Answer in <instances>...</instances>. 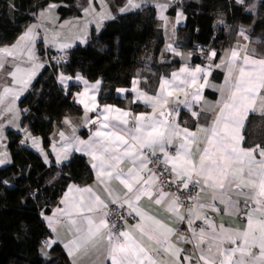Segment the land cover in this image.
<instances>
[{
    "label": "snow or ice",
    "instance_id": "snow-or-ice-1",
    "mask_svg": "<svg viewBox=\"0 0 264 264\" xmlns=\"http://www.w3.org/2000/svg\"><path fill=\"white\" fill-rule=\"evenodd\" d=\"M238 2L243 3V0ZM129 7L138 8L140 5L129 0ZM160 8L163 13L167 5H160ZM87 12L86 9L85 14ZM161 18L166 19L163 15ZM37 28L38 25L30 26L19 36L16 44L0 48V69L9 62V58L20 63L31 62L29 69L15 64V71L8 73L18 88L6 86L0 93V106L11 97L6 112L14 111L15 101L28 87L37 69L43 67L34 62L33 49L39 36ZM240 35H244L243 31ZM57 38L58 34H55L53 43ZM57 46L63 51L72 45L64 42ZM211 55L215 57L216 53ZM223 63L227 66V78L220 89L219 112L210 125L197 124L194 129L181 127L176 121L178 111L170 108L169 104L181 103L190 109L189 96L192 101L201 99L200 89L207 81L199 83L197 74L205 71L200 67L193 70L185 67L179 73H172L170 79L162 80L152 95L138 92L136 98L151 111L135 114L111 105L100 109L95 95L88 94L90 90L98 91L99 82L87 86V81L76 77L86 85L79 103L86 112L99 109L94 119L86 117L85 121L86 126L96 127L90 129L87 140L75 134V127H72L71 137L60 132L63 143L56 150L57 157L58 160L68 159L73 150L90 157L95 180L103 186L105 198L102 199L91 187L71 185L61 201L64 206L57 208L53 217L45 218L49 226L63 221L72 233L64 244L69 256L87 249L89 245L95 247L98 240H103L104 255L111 264H165L161 254L167 257L166 264H264V141L246 147L242 134L244 121L249 111L254 110L257 99L261 100V108L264 109V96L261 95V90H264V56L254 58L247 46L238 47L230 50ZM72 79L61 75L60 83L63 85ZM189 88L195 90L189 92ZM181 93L182 100L179 98ZM192 115L199 117L197 112H192ZM64 123L72 124L67 118ZM33 144L35 146V140ZM201 181V190L212 189L213 201H219L224 205V211L233 215L242 213L246 223L243 229H231L205 217L207 231L204 227L190 228V235L181 234L179 237L180 241L193 245L197 253L193 260L191 251L185 252L171 242L175 230L142 210L139 201L147 198L156 205L166 202V210L190 227L194 219L200 218L201 209L221 210L215 203L203 205L197 202L187 212H180L182 201L178 193L188 189L190 184L201 186ZM113 182H119L122 194L112 187ZM172 185L176 192L164 191L165 187ZM243 189L249 191L244 192ZM229 193L245 196L253 206L245 205L242 210ZM154 194L156 198L153 200ZM106 200L119 209L127 206V215L134 214V218L139 220L127 228H117L114 221L110 225ZM117 215L127 224L124 214L118 212ZM50 243L55 241L46 242L48 246ZM225 244L231 247H225ZM253 249H258V252L254 253Z\"/></svg>",
    "mask_w": 264,
    "mask_h": 264
},
{
    "label": "trees",
    "instance_id": "trees-1",
    "mask_svg": "<svg viewBox=\"0 0 264 264\" xmlns=\"http://www.w3.org/2000/svg\"><path fill=\"white\" fill-rule=\"evenodd\" d=\"M121 6L126 0H114ZM87 0H0V45L15 41L33 20L32 13L50 3L57 4L61 20L79 17ZM185 30L189 46L205 45L218 52L226 43V30L214 29L218 14L227 23H250L252 16L231 0H185ZM171 13L173 11L171 10ZM264 23V18L260 21ZM163 38L157 25L156 9L143 7L138 12L105 21L87 44H77L63 68L66 75H83L89 81L102 80L99 101L102 105L122 103L116 96L119 87H129L133 69L144 51ZM208 49V50H209ZM41 51V46L38 53ZM204 54H194L193 64H203ZM221 80L222 73H215ZM212 96H215L213 94ZM22 125L31 136L40 137L46 150L55 129L64 119L81 110L72 102V91L65 93L56 73L44 65L37 80L20 100ZM10 163L0 167V264H72L65 252L54 246L47 255L44 241L50 237L44 217L51 213L67 186L88 184L93 172L87 159L79 154L63 165L47 166L42 156L22 144V135L8 130Z\"/></svg>",
    "mask_w": 264,
    "mask_h": 264
},
{
    "label": "crops",
    "instance_id": "crops-1",
    "mask_svg": "<svg viewBox=\"0 0 264 264\" xmlns=\"http://www.w3.org/2000/svg\"><path fill=\"white\" fill-rule=\"evenodd\" d=\"M231 1H233L237 6L242 7L245 13L250 14L252 16V21L250 23H227L226 16L224 14H218L213 24L214 29L217 30L219 28H224L226 30V43L220 50V52L215 49H209L206 52L207 57L203 64H193L192 59L196 52L192 51V48L189 46L187 32L185 30H182L186 22V15L183 11L185 0H181L180 3H175L174 0H135V2L140 5V7L138 8H130L129 0H126L121 10L115 8L112 14L114 18L124 14L138 12L143 7H154L156 9L157 25L163 31V38L159 41L153 42L151 46L144 51L138 65L133 69V79L131 85L129 87L118 88L125 90L124 92H116V96L121 99L122 103L120 105L111 103L106 105H111L115 108L130 111L134 114L150 112L151 109L146 107L141 100L136 98L138 92L152 95L156 92L162 80L165 78L170 79L172 73H179L181 69L185 67L189 68L190 70H193L196 67H200L205 71L197 74L200 77L199 83L203 84L205 80L207 81V83L203 84V87L200 89L201 99L196 102L192 101L191 96H189L188 99L192 105L190 109L186 108L181 103H170L169 107L175 108L178 111L176 121L181 127L194 129L197 124L202 126L210 125L219 112L221 100L220 89L224 85L225 79L227 78V66L223 63V61L227 58V54L230 53V50L247 46L248 52L252 54L254 58H260L264 56V23L260 22L264 18V0H243V3L238 2V0ZM165 4L167 5V8L163 11V13H161L160 5ZM54 10L58 14L57 7ZM83 10H85V6H83L82 15L79 17H83V14L85 13L83 12ZM171 10L173 11V13H171ZM161 15H163L166 19H162ZM31 16L33 17V20L24 28L20 35H22L30 26L38 24L37 22H39L40 20L43 21L45 18V12L43 11V9H40L32 13ZM57 16H59V14ZM65 20H61L59 17V22ZM98 21L99 23H104L108 20ZM241 31H243L244 35H240ZM98 32L94 22L87 21L82 33H77V35L72 38L73 40H71L72 42H70L72 46L68 49L72 50L75 45L80 43V39L87 43L93 33L97 34ZM245 37H247V39H245ZM18 38L12 43L0 45V48H10L17 43ZM42 38L43 40H36L38 43L34 46V55L38 53L41 44L49 48H56L58 43H64H52L44 34ZM212 52L216 53L215 57L211 55ZM243 55L244 53L242 51L241 56ZM42 70L43 67L40 69V72H36L35 76L31 79L28 87L22 92V94H20L18 98L19 102L30 90ZM217 72L222 73L221 80L217 79L219 75L215 77V73ZM64 76L71 75L65 74ZM77 76L82 77L83 81H87V86L95 85L97 84V82H99L98 91L90 90L88 94L89 96L95 95L100 109L106 106L102 105L99 101V96L103 84L102 80L99 79L92 82L87 80L83 75L77 74L75 76H71L73 77V79L65 81V84L63 85L59 82V85L65 93L72 91V102L81 111L72 112L66 116L67 119L71 120V125L64 123L63 127L55 129L51 136V144L48 150L44 148L42 139L40 137L31 136L27 131V127L23 126L22 123L20 129L16 130L12 128L11 130L22 135L23 145L29 146L33 142V140H35L36 144L32 148L42 156L43 162L47 166H63L71 160L73 155L79 154L87 159L93 172V180L91 183H70L67 186L64 194L59 198L58 203L52 208L51 213L44 217L45 224L50 231V237L45 240L43 245V251L45 255H47L54 246H59L68 256L72 264H111V261L108 260L104 255L103 240H98L95 247L89 245L87 249H82L74 256H69L67 249L64 247V244L68 241V239L72 237V233L68 231L66 224L63 221L61 223H54L52 226H49L48 220L45 219L46 217H53L56 209L62 208L64 206L63 204H61V201L67 194L68 188L71 185H75L80 188L91 187L101 195L102 199L105 198L103 186L98 184L95 180V170L91 167L90 157L84 155L82 152H76L75 150H73L69 154L68 159L61 158L58 160L57 157L56 150L59 149L61 144L63 143L60 139V132H64L66 136L71 137L72 127H75V134L81 139L87 140L90 135V129H94L96 127V125L86 126L85 121L86 117L88 119H94L97 116L99 109L97 112H86L84 106L79 103L80 94L84 92L86 85L82 80L76 79ZM194 90V88L188 89L189 92H192ZM213 94H215V96H212ZM261 95L264 96V90H261ZM179 98L181 100L184 98L182 93L179 94ZM261 103V100L257 99L256 104L254 105V110L249 111L244 121L242 134H244L245 136L244 146L246 147L254 143L264 141V109L261 108ZM192 112L199 113V117H193ZM202 146L203 145H201V147ZM172 150H175V144H173ZM122 167H127V165H122ZM202 185L203 182L201 181L200 187H202ZM112 187L116 189L117 192H120L122 194V186L119 185V182H113ZM243 191L248 192L249 189H243ZM213 195L214 192L212 189L203 188L200 195L189 206H181V213L187 212L189 207L193 206L197 202L203 205H212L213 203H215L216 207L221 209L219 212L213 211L211 207L201 209L200 218L194 219L190 227L185 222H181L179 219L173 217L172 214L166 210V202L162 203L161 205H156L147 198H142L139 201V207L142 210L146 211L148 214L160 219L168 227L173 228L175 230V234L171 236V242L177 244V246L184 249L185 252L191 251L193 254V260H195L197 253L193 249V245L180 241L179 237L181 234L190 235V228L199 229L200 227H204L207 231V225L204 224L205 217H207L210 221L216 223L217 225L222 224L225 228L231 229H243L246 223V219L242 213L233 215L229 212L224 211V205H221L219 201H213ZM229 195L232 200L237 202L238 206L242 210L245 209V205L253 206V202L249 199H246V197L243 195H236L235 193H229ZM155 198L156 196L154 194L153 200ZM106 203H108V205L111 204L110 200H106ZM138 220L139 218L136 217L135 221L128 222L126 224V228L135 224ZM104 232L106 233L107 231L104 230ZM51 241H55V243H50V246H48L46 242ZM225 247H231V245L225 244ZM253 252H258V249H253ZM161 259L164 260L166 264L167 257L161 254Z\"/></svg>",
    "mask_w": 264,
    "mask_h": 264
},
{
    "label": "rangeland",
    "instance_id": "rangeland-1",
    "mask_svg": "<svg viewBox=\"0 0 264 264\" xmlns=\"http://www.w3.org/2000/svg\"><path fill=\"white\" fill-rule=\"evenodd\" d=\"M123 5H116L114 0H87L86 4L84 5L85 10H88L87 14L84 13L83 17H72L66 19L65 21L59 22V16H57L58 14L54 10L57 7V4L50 3L43 9L45 12L44 20H40L37 22L38 24H35L38 25L37 32L39 34L38 39L36 40H43L42 36L44 34L47 39L53 43V36L58 34L56 42L70 43L72 42L71 40H73L72 38H74L77 33H82L87 21L94 22L98 32L101 30L103 24L99 23L98 20L113 19L114 16L112 14L114 9L117 8L121 10ZM85 10H83V12H85ZM37 41H35V45H37ZM42 45L43 44H41V47ZM26 59L27 58L25 57V60ZM34 62L45 65L44 63H40L37 59H35ZM15 64H19V66L25 70L31 67V62L20 63L19 61H12L11 58H9V62H6L3 69H0V93H2L3 88L6 86L18 88V85L15 84L12 77L8 75V73L15 71ZM41 68L42 67L38 68L37 71L40 72ZM10 101L11 97L5 101L4 105L0 106V160L4 161L3 163H0V167L10 163L11 160L7 147L8 130H11L12 128L16 130L20 129L22 123L21 108L18 103L19 99L15 101V109L13 112L5 111ZM29 146L32 148L34 146L33 142Z\"/></svg>",
    "mask_w": 264,
    "mask_h": 264
},
{
    "label": "built area",
    "instance_id": "built-area-1",
    "mask_svg": "<svg viewBox=\"0 0 264 264\" xmlns=\"http://www.w3.org/2000/svg\"><path fill=\"white\" fill-rule=\"evenodd\" d=\"M175 3H180L181 0H174ZM80 43L78 44H87L85 43L82 39L79 40ZM208 46L205 45H195L192 47V51L198 53V54H205L208 51ZM70 49L66 48L63 51H61L58 46L53 49H49V47L42 45L41 51L35 55V58L40 62L44 63L45 65L49 66L53 71L56 73V79L58 83L60 82V77L61 75H65L63 73V68L66 66V64L69 62V53ZM149 167H152V165H149ZM158 170V169H157ZM165 191H171V192H176V187L174 185L165 187ZM201 193V187H193L192 184L189 185L188 189H182L178 195H180V199L182 201V206H189ZM187 197H192L194 199H188ZM109 209V216H108V221L109 224L114 221L116 223L117 228H126V224H124L117 213H122L125 215V219L128 222L130 221H135L136 217L134 218L133 216H128L127 212L129 211L127 207L123 209H119L117 205L114 204H109L108 205ZM107 231V230H106ZM45 242V241H44ZM43 242V243H44Z\"/></svg>",
    "mask_w": 264,
    "mask_h": 264
},
{
    "label": "water",
    "instance_id": "water-1",
    "mask_svg": "<svg viewBox=\"0 0 264 264\" xmlns=\"http://www.w3.org/2000/svg\"><path fill=\"white\" fill-rule=\"evenodd\" d=\"M203 57L206 58V57H207V53H205V54L203 55Z\"/></svg>",
    "mask_w": 264,
    "mask_h": 264
}]
</instances>
